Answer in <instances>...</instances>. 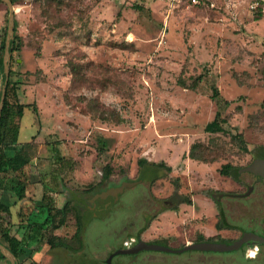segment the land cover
Masks as SVG:
<instances>
[{"label":"rangeland","instance_id":"374dc122","mask_svg":"<svg viewBox=\"0 0 264 264\" xmlns=\"http://www.w3.org/2000/svg\"><path fill=\"white\" fill-rule=\"evenodd\" d=\"M252 1L186 7L166 0H14L10 78L21 103L36 106L14 105L22 115L18 139L32 142V156L18 173L26 187L12 219L23 222L20 235L38 239L25 247L23 264H103L139 240L178 249L200 234L208 242L234 241L244 231L264 235V179L240 171L264 160V0L256 9ZM7 18L0 0V40ZM216 113L225 133L204 130ZM198 143L208 161L189 157ZM223 164L239 168L236 178L220 173ZM107 170V182L98 185ZM123 182L135 184L115 201L95 197ZM43 194L56 208L69 202L55 230L26 226ZM33 213L39 222L46 218L40 208ZM220 218L228 227L217 228ZM55 236L74 249L50 247ZM111 264H264V249L142 250Z\"/></svg>","mask_w":264,"mask_h":264},{"label":"trees","instance_id":"16d2710c","mask_svg":"<svg viewBox=\"0 0 264 264\" xmlns=\"http://www.w3.org/2000/svg\"><path fill=\"white\" fill-rule=\"evenodd\" d=\"M12 3L14 0H11ZM257 14L260 16V10L257 11ZM6 31V27L4 28V34ZM16 36H14L9 44L10 51V61H9V76L6 83L5 88V98L3 102V107L0 114V244L4 245L15 258L19 257L24 253L25 247H29L31 243H36L38 241L34 235L30 234L29 236L20 235V230H22L25 226L21 221H13L12 219V209L17 203H21V200L24 198L25 191V181L18 176V173L21 169L30 161L31 159V141H20L19 137V126L16 121L17 117L21 115L16 111L15 104H18L20 107L25 110H36V106L32 104H23L20 99L17 97L16 87L14 82L11 80L10 75L12 74V62L13 55L12 53L16 50ZM5 48V39L1 38L0 40V94H1V86L4 81V70H3V53ZM182 84H184L182 82ZM218 97V91L216 88H213L212 98L215 99ZM22 117V115H21ZM224 119L219 118V113H216L215 118L208 122L205 125L206 132L212 133H225L226 130L222 126ZM20 123V122H19ZM34 137V136H33ZM197 148L198 153L195 152ZM207 150V148L202 144H192L189 149V157L191 159L208 161V158L204 156L203 151ZM63 158L61 162L64 164ZM68 163V161H67ZM156 167L165 168L169 170L168 166H165L163 163H153ZM239 171L238 167L232 166L230 164H223L220 169V173L223 175H232L236 178V175ZM9 173H11L9 177ZM109 178V171L107 170L102 175V181L98 185H103L107 182ZM8 186H6V184ZM9 192L11 194L12 201L9 204ZM182 201L184 203L190 204V199L183 198ZM68 200L63 203L61 207L54 206L52 199L46 197L45 194L42 195L39 202L35 203L33 209L30 210L29 214L26 216V226L31 229V227H36L38 229H44L47 226H51L52 230L57 229L65 220L66 212L68 209ZM40 208L41 212L46 213V218L42 221H38L33 218V212L36 209ZM35 209V210H34ZM75 222H76V231L73 235V240L78 243V247L83 245V241L80 238V233L82 230V220L81 213L78 208L75 207ZM57 218V221H56ZM217 228L228 227L224 224L223 220L220 218L216 224ZM54 240H48L50 247L53 246H61L67 249L68 251H72L74 249L73 245L70 241L65 240L64 238H60L55 236ZM206 239L200 234L196 241H205ZM222 242H232L230 240H222ZM247 242V241H246ZM246 242L243 243L239 248L245 247ZM259 247L264 246L263 242H254ZM238 248V249H239ZM133 254H116L113 257L119 255H128L134 256ZM112 257V258H113ZM1 259H6L0 253Z\"/></svg>","mask_w":264,"mask_h":264},{"label":"water","instance_id":"95a60500","mask_svg":"<svg viewBox=\"0 0 264 264\" xmlns=\"http://www.w3.org/2000/svg\"><path fill=\"white\" fill-rule=\"evenodd\" d=\"M8 7V18H7V29H6V38H5V48L2 58L3 63V70H4V81L1 87V94H0V114L3 107V102L5 98V88L9 74V61H10V51H9V44L11 39L13 38L14 33V6L11 0H2ZM240 171H250L254 174L259 175L262 179H264V160H255L252 164L247 167L242 168ZM135 184V182H123L120 186L113 188L116 190L115 196L118 192L122 191L124 187H128ZM112 190V189H111ZM108 192H110L108 190ZM104 191L102 194H98L95 197H102L108 193ZM252 240L254 242H263L264 237L253 233V232H242L240 238L232 241L231 243H222V242H208V241H200V242H193L184 245L178 249H171L165 245L158 244V243H149L143 242L139 240L133 247L131 248H120L113 251L106 259L107 264H111V259L116 254H133L137 253L142 250H154V251H163V252H170V253H180L187 250H202V251H231L238 249L243 243L246 241ZM0 253L6 257L11 264H15V257L13 254L2 244H0Z\"/></svg>","mask_w":264,"mask_h":264},{"label":"built area","instance_id":"2783aa9c","mask_svg":"<svg viewBox=\"0 0 264 264\" xmlns=\"http://www.w3.org/2000/svg\"><path fill=\"white\" fill-rule=\"evenodd\" d=\"M168 4H183L186 7H202V6H214V0H166ZM258 7V1L253 0L250 3L251 9H256Z\"/></svg>","mask_w":264,"mask_h":264},{"label":"flooded vegetation","instance_id":"af4514ba","mask_svg":"<svg viewBox=\"0 0 264 264\" xmlns=\"http://www.w3.org/2000/svg\"><path fill=\"white\" fill-rule=\"evenodd\" d=\"M258 179H261V180H263L261 177H259L258 176ZM264 181V180H263ZM103 191V190H102ZM104 191H107L108 192V189L107 190H104ZM111 192V193H110ZM110 192H108L106 195H111L112 196V200L113 201H115L116 200V198L118 197V194L120 193V192H118L117 193V195L115 196V194L114 193H116V190L115 189H112V190H110ZM105 195V196H106ZM107 204L108 203H104V206H102V208L104 207H106L107 206ZM86 207L87 208H90V209H93V210H97L94 206H90L89 204L88 205H86ZM255 233V232H254ZM257 234V233H256ZM258 235H260L261 236V234H259L258 233ZM262 237H264V235H262ZM139 238V237H138ZM249 244H254V241H252V240H249V241H247L246 242V246H248ZM256 245V244H255ZM120 246V245H119ZM245 246V247H246ZM257 246V245H256ZM245 247H241V248H239V249H242V248H245ZM120 248H125V247H122V246H120V247H118L117 249H120ZM258 248L259 249H264V246H262V247H259L258 246ZM116 250V249H115ZM114 250V251H115ZM252 252V251H251ZM112 252H110L109 254H111ZM109 254H108V256H109ZM107 256V257H108ZM6 258V257H5ZM107 259V258H106ZM106 259L104 260V262H103V264H107L106 263ZM6 260L8 261V264H11V262L6 258ZM15 264H23V261L19 258V257H17V258H15Z\"/></svg>","mask_w":264,"mask_h":264},{"label":"crops","instance_id":"0c3cea01","mask_svg":"<svg viewBox=\"0 0 264 264\" xmlns=\"http://www.w3.org/2000/svg\"><path fill=\"white\" fill-rule=\"evenodd\" d=\"M12 196H11V194H10V192H9V204L11 203V201H12Z\"/></svg>","mask_w":264,"mask_h":264},{"label":"clouds","instance_id":"9594fccd","mask_svg":"<svg viewBox=\"0 0 264 264\" xmlns=\"http://www.w3.org/2000/svg\"><path fill=\"white\" fill-rule=\"evenodd\" d=\"M114 99H117V98L114 97Z\"/></svg>","mask_w":264,"mask_h":264}]
</instances>
